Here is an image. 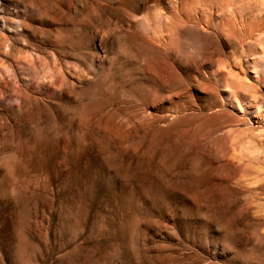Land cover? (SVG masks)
I'll return each instance as SVG.
<instances>
[{"label": "rangeland", "instance_id": "1", "mask_svg": "<svg viewBox=\"0 0 264 264\" xmlns=\"http://www.w3.org/2000/svg\"><path fill=\"white\" fill-rule=\"evenodd\" d=\"M0 264H264V0H0Z\"/></svg>", "mask_w": 264, "mask_h": 264}]
</instances>
